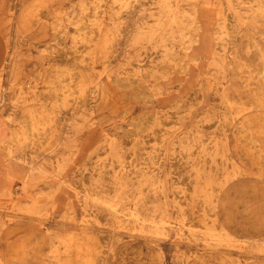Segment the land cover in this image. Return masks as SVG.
<instances>
[{
  "label": "rangeland",
  "instance_id": "374dc122",
  "mask_svg": "<svg viewBox=\"0 0 264 264\" xmlns=\"http://www.w3.org/2000/svg\"><path fill=\"white\" fill-rule=\"evenodd\" d=\"M263 20L264 0H0V264H264Z\"/></svg>",
  "mask_w": 264,
  "mask_h": 264
},
{
  "label": "bare ground",
  "instance_id": "6f19581e",
  "mask_svg": "<svg viewBox=\"0 0 264 264\" xmlns=\"http://www.w3.org/2000/svg\"><path fill=\"white\" fill-rule=\"evenodd\" d=\"M224 7V6H223ZM222 7V8H223ZM226 11V10H225ZM228 12V11H227ZM226 12V13H227ZM230 14V13H229ZM224 15V14H223ZM172 16V15H171ZM230 16H232V15H230ZM173 17V16H172ZM223 19H225V21H226V26L229 24V22L230 21H228V19H230L229 17H228V19L227 18H223ZM95 22H96V20H95ZM94 22V23H95ZM263 22H264V20H263ZM231 24V23H230ZM99 25H100V23H99ZM229 26V25H228ZM227 26V27H228ZM237 26V25H236ZM259 26V25H258ZM232 27V26H231ZM238 27V29L240 28L239 26H237ZM234 28V27H233ZM233 28H232V30H233ZM237 29V28H236ZM145 30V29H144ZM226 30V29H225ZM231 30V28L229 29V31ZM235 30V29H234ZM89 31H90V29H89ZM234 32V31H233ZM228 33V32H227ZM171 34V33H170ZM231 35V34H230ZM174 36V34L172 35V37ZM228 36V35H227ZM233 36V35H232ZM231 38V37H230ZM173 39V38H172ZM172 39H170V40H172ZM174 40H175V45L176 46H181V38L180 37H178V35L176 36V38H174ZM168 42H170V41H168ZM174 42V41H173ZM229 44H231V43H229ZM252 45H254V43L252 44ZM230 47V46H229ZM253 48V47H252ZM232 48H230V50H231ZM256 49V48H255ZM235 50V49H234ZM253 50V49H252ZM231 51H233V50H231ZM232 54V53H231ZM230 54V55H231ZM249 55H251V53L249 54ZM230 57V56H229ZM257 57V56H256ZM85 59V58H84ZM262 59V58H261ZM259 60V59H258ZM90 62V61H89ZM259 62V61H258ZM230 63V62H229ZM260 63V62H259ZM258 63V64H259ZM261 63H263V62H261ZM89 64V63H88ZM91 64V63H90ZM257 66V65H256ZM105 68V67H104ZM249 68H250V66H249ZM249 70V69H248ZM99 71V70H98ZM243 72V71H242ZM70 75V74H69ZM239 75V74H238ZM243 75V74H242ZM253 75V74H252ZM241 77H243V76H241ZM253 77H254V75H253ZM252 78V77H251ZM250 79V78H249ZM72 80V79H71ZM97 80H98V78H97ZM231 80V79H230ZM243 81V80H242ZM251 81V80H250ZM257 82V81H256ZM264 82V81H263ZM230 84V83H229ZM261 84V83H260ZM78 86V85H77ZM237 86V85H236ZM235 87V86H234ZM238 88V87H237ZM258 88V87H257ZM262 91V90H261ZM243 92V91H242ZM248 93V92H247ZM233 94H235V92L233 93ZM248 94H251V93H248ZM234 96V95H233ZM243 96V95H242ZM237 97V96H236ZM235 97V98H236ZM243 99H244V97H243ZM261 99V98H260ZM259 99V100H260ZM226 100V99H225ZM249 101V100H248ZM251 101V100H250ZM248 106V105H247ZM247 108V107H246ZM249 108V107H248ZM246 110V109H245ZM112 143V142H111ZM115 144V143H114ZM157 148V147H156ZM216 148V147H215ZM106 155V154H105ZM112 155V154H111ZM231 163V162H230ZM210 172V171H209ZM25 182V181H24ZM24 184V183H23ZM24 186V185H23ZM7 188V187H6ZM8 192V191H7ZM6 192V193H7ZM82 193V195H86L87 197H88V199H89V201H92V202H98V204L100 203V206H102L103 207V209L104 210H106L109 214H110V216H111V218L113 219V218H116V217H119V218H122L123 220H127V219H132L133 221H134V223L136 222V220H137V216L135 217V215L133 214V212H128L127 211V208L125 209L124 208V206H118V205H115V204H111V203H107V202H105V201H103V200H101L100 198L98 199L96 196H93L92 194H90V193H87V192H85V191H82L81 192ZM124 198V197H123ZM87 199V198H86ZM121 200V199H120ZM114 203H116L115 201H113ZM119 202V201H118ZM123 202H125V201H123ZM164 205V204H163ZM153 208V207H152ZM154 209V208H153ZM129 210V209H128ZM134 211V210H133ZM30 213V212H29ZM136 214V213H135ZM37 215V214H36ZM207 217V216H206ZM110 220V219H109ZM98 222H100V221H98ZM132 222V221H131ZM141 222V221H140ZM143 222V221H142ZM146 222H148V221H146ZM162 222H164V221H162ZM144 223V222H143ZM138 224V223H137ZM144 224H146V223H144ZM179 224V223H178ZM169 226H171V225H169ZM181 226L179 225L177 228V230H180L179 228H180ZM191 227H193V226H191ZM213 228V227H212ZM142 230V229H141ZM205 230V229H204ZM192 231V230H191ZM206 231V230H205ZM204 231V233H206ZM177 232V234H178V232H181V231H176ZM208 232V231H207ZM142 233V232H141ZM210 233H213V232H210ZM216 233V232H215ZM216 235V234H215ZM211 241V240H210ZM241 242H243V241H241ZM71 252V251H70ZM89 262V261H88Z\"/></svg>",
  "mask_w": 264,
  "mask_h": 264
},
{
  "label": "crops",
  "instance_id": "0c3cea01",
  "mask_svg": "<svg viewBox=\"0 0 264 264\" xmlns=\"http://www.w3.org/2000/svg\"><path fill=\"white\" fill-rule=\"evenodd\" d=\"M1 39H3V38H1ZM6 51H7V48H6ZM5 55L7 56V53H5ZM6 56H5V58H6ZM0 117H2V116H0ZM1 124H2V126H1ZM3 127V128H2ZM6 125L4 124V123H0V132L2 133L3 132V134H5L6 133Z\"/></svg>",
  "mask_w": 264,
  "mask_h": 264
}]
</instances>
